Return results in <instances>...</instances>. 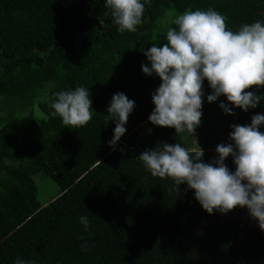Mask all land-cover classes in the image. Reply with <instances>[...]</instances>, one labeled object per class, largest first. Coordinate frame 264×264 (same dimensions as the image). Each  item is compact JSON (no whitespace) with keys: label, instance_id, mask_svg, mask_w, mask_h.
<instances>
[{"label":"trees","instance_id":"1","mask_svg":"<svg viewBox=\"0 0 264 264\" xmlns=\"http://www.w3.org/2000/svg\"><path fill=\"white\" fill-rule=\"evenodd\" d=\"M210 7L233 31L264 21V0H150L137 30L121 33L104 0H0V264L18 256L36 264H264V231L246 208L209 214L186 182L175 190L171 179L151 176L136 159L163 143L184 146L185 134L148 120L161 81L143 73L142 50L166 43L168 12ZM78 86L88 88L93 116L70 128L50 115V100ZM202 87L195 133L208 163L217 144L231 142L230 125L264 114V100L226 114L219 103L231 102L224 95L208 102L207 79ZM118 91L135 106L113 150L107 142L115 124L105 116ZM243 91L264 95V85ZM36 103L41 120L32 111ZM224 163L234 171L231 155ZM36 174L61 187L45 206Z\"/></svg>","mask_w":264,"mask_h":264},{"label":"clouds","instance_id":"2","mask_svg":"<svg viewBox=\"0 0 264 264\" xmlns=\"http://www.w3.org/2000/svg\"><path fill=\"white\" fill-rule=\"evenodd\" d=\"M150 0H104V7L113 18L117 31L135 32L143 23L145 5ZM106 13V14H108ZM225 17L214 10L186 9L175 15L167 27L165 40L159 46L152 44L143 49L148 63L141 69L146 75H157L160 84L152 92L154 104L148 120L157 126L173 127L177 134L187 131L193 135L201 123L203 82L212 90L208 102L220 101L224 113H233L235 107L243 111L256 108L264 95L243 91L251 85H264V21L242 24L238 30L226 28ZM50 115L59 116L61 123L70 128L85 126L93 116L88 88L60 90L52 94ZM135 102L125 93L116 92L107 106V122L115 124L107 142L113 148L126 132L125 124ZM264 114L257 113L247 124H232L228 139L215 147L217 155L204 162L203 150L186 148L181 143H163L141 152L136 159L153 177L168 178L175 190L186 182L194 190V198L202 209L227 213L236 206L246 208L251 219L264 231ZM232 156L235 169L224 163ZM79 222L87 230L86 215ZM81 250L87 251L86 244ZM13 264H36L17 257Z\"/></svg>","mask_w":264,"mask_h":264},{"label":"rangeland","instance_id":"3","mask_svg":"<svg viewBox=\"0 0 264 264\" xmlns=\"http://www.w3.org/2000/svg\"><path fill=\"white\" fill-rule=\"evenodd\" d=\"M173 17H174L173 11L167 13V15L163 19L164 29L168 27ZM1 104L2 103H0V105ZM32 111L34 113V116L38 120H41L45 117L44 114L40 111L37 103L34 105V107H32ZM184 132L185 134H182L184 146L192 150L199 149L200 142H199L198 134H196L197 131L193 135L189 134L187 131ZM34 179L38 187V199L42 204V206H45L59 194L61 190L60 184L54 179L46 176L45 174H36L34 176Z\"/></svg>","mask_w":264,"mask_h":264}]
</instances>
